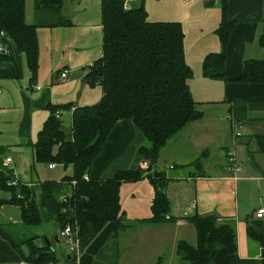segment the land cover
Here are the masks:
<instances>
[{"label":"crops","instance_id":"obj_1","mask_svg":"<svg viewBox=\"0 0 264 264\" xmlns=\"http://www.w3.org/2000/svg\"><path fill=\"white\" fill-rule=\"evenodd\" d=\"M222 3L227 17L235 20L226 45L227 80L204 77L200 67L206 54L220 50L215 30ZM100 5V0H66L59 8H44L40 0H25V21L37 34V67L30 71L25 55L13 44L11 59L0 61V163L11 169L16 182L33 186L43 181L44 171L55 169H48V164L40 168L32 147L50 115L49 107L60 106V120L63 116L71 125L72 109L96 103L102 96L99 85L84 80L88 66L102 54ZM154 5L159 8L154 10ZM144 6L150 21L182 25L185 62L192 70L188 86L203 112L200 120L167 142L156 163L160 168L166 158L171 160L167 169L173 173L159 172L169 179V201L171 184H179L176 194L183 204L178 208V202L173 206L170 201L169 211L179 219L139 224L117 234L115 223L109 222L98 233L78 238L75 264H175L177 241L192 232L188 228L192 224L183 217L194 213L234 222L237 257L231 264H263L261 247L248 237L247 226L264 234V215L255 217L264 209V153L255 139L264 135V83L233 79L242 72L245 59L264 58V0H144ZM63 70H68L65 80L59 78ZM140 146L149 147L141 131L129 119L118 120L85 174L87 179H108L118 170L134 168ZM228 149L240 166L234 176L226 169ZM8 157L12 161L5 163ZM153 194L147 179L123 183L119 198L124 219L149 218ZM56 236L57 230L52 237ZM0 259L5 264H28L1 236Z\"/></svg>","mask_w":264,"mask_h":264},{"label":"trees","instance_id":"obj_2","mask_svg":"<svg viewBox=\"0 0 264 264\" xmlns=\"http://www.w3.org/2000/svg\"><path fill=\"white\" fill-rule=\"evenodd\" d=\"M65 1L40 0V6L59 8ZM100 1L102 54L88 66L84 80L91 86L99 85L102 96L96 103L72 109L69 132L55 115L61 107L50 106V115L32 145L35 162L70 166L71 173L60 180L47 179L29 186L16 182L11 169L0 163V191L8 193L7 197L0 196V210L5 205L18 207L20 221L28 226L36 227L53 220L57 239L67 225L72 236L80 239L98 233L109 222L115 223L117 234L139 224L179 219L169 215L170 201L166 193L169 179L153 168L167 142L187 124L203 117L188 86L192 70L185 62L182 25L150 21L144 0L130 2L129 9L124 6L125 0ZM24 15L25 0H0V30L25 55L30 71L34 72L38 61L37 34L35 26L28 24ZM234 23V19L227 17L222 3V18L215 30L220 50L205 55L200 66L204 77L227 80L226 45ZM11 57V50L7 55L0 53V61ZM233 81L264 83V58L245 59L242 72ZM122 119L131 120L149 141V147L137 149L139 164L118 170L108 179H84L109 132ZM255 139L259 152L264 153V135ZM199 159L200 155L193 163L199 164ZM144 161L148 164L146 168L140 166ZM143 179L154 189L151 216L128 222L121 210L120 186ZM68 187L70 193H67ZM183 219L194 227L196 240L194 244L183 239L177 241L175 254L180 260L188 264H231L237 257L234 222L214 214L194 213ZM247 235L259 243L264 264V234L248 225ZM0 236L25 263L61 264L47 237L40 244L36 243L39 236L17 241L1 223ZM67 255L62 264H75L76 255ZM0 264L5 263L0 259Z\"/></svg>","mask_w":264,"mask_h":264},{"label":"rangeland","instance_id":"obj_3","mask_svg":"<svg viewBox=\"0 0 264 264\" xmlns=\"http://www.w3.org/2000/svg\"><path fill=\"white\" fill-rule=\"evenodd\" d=\"M149 6V4H148ZM154 10H156V8H159L157 5L152 6ZM211 108V107H209ZM62 121V125L63 128L66 132L70 131L71 125L68 122V119L63 117L61 118ZM171 162V160L169 158H166L164 160V162H161L159 165L161 166L160 168H158L157 165L154 166V170L157 171H163V172H171L169 171L168 168V163ZM38 166L42 169L47 168V166L44 165V163H37ZM53 170H49V171H44L43 172V176H42V180H45L46 178H50V179H54V180H60L65 174L67 173H71V167L68 166V169L65 170L62 166H55L53 165L52 168H54ZM49 165H48V169H49ZM183 173H185L184 171H181ZM127 183V182H126ZM149 186H152L151 183H149ZM179 184L178 183H173L170 186L169 189V193H170V201L171 203H173V206L176 202H178V208L182 206L183 202L180 198L177 197V190L176 188H178ZM175 188V189H174ZM71 188H67V193H70ZM1 193V197H7L8 193L7 192H0ZM176 201V202H175ZM175 202V203H174ZM133 220H128V222H132ZM0 223L4 225L5 230H7L8 232H10V235L16 239L17 241L20 240H24L26 238H30L33 236H39L38 239H36V243L40 244L42 243V241L45 240V238H49L52 241V246L55 249V251L57 252V255L59 257V259L62 261L61 264L63 263V259L64 256L67 254V245H66V241L64 238L59 237L56 241V239H54L52 236L54 235V231L56 230V226L54 224V221L49 219L45 222H43L41 225L39 226H28L23 224L20 219H19V211H18V207L13 206V205H5L3 209L0 210ZM188 228H191L192 232L191 235L188 234H182L183 238L186 239L187 241H189L190 243L194 244L195 243V231L194 228L191 226H189ZM56 233V232H55ZM43 236H45L44 238H42ZM24 251H26V247L23 246ZM16 252V251H15ZM177 263L175 264H188V262L186 261H182L180 260L178 257L176 259Z\"/></svg>","mask_w":264,"mask_h":264},{"label":"built area","instance_id":"obj_4","mask_svg":"<svg viewBox=\"0 0 264 264\" xmlns=\"http://www.w3.org/2000/svg\"><path fill=\"white\" fill-rule=\"evenodd\" d=\"M184 1H188V0H184ZM130 2L131 0H125L124 6L125 8L129 9L130 8ZM11 46H12V42L10 41V39L6 36V34L4 33V31L0 30V53L1 54H9L10 50H11ZM68 76V70H63L60 75L59 78L61 80H65ZM39 88V87H37ZM62 110H56L55 111V115L56 117H60ZM238 127H240V125L238 124ZM240 136V132H236L235 133V137H239ZM225 159H226V169L227 171L232 174V176H234L239 170H240V166L237 163L236 157H235V153L232 149H228L225 152ZM12 159H10V157L5 159V163H9L11 162ZM54 164H49V167L52 168ZM147 162L144 161L140 164V166L142 168H146L147 167ZM84 179L87 180L86 175L83 176ZM264 215V209L260 208L255 212V217L256 218H260L263 217ZM60 235L62 237H64L67 245H68V250L69 253H74L75 255H77V240L78 238L73 237L72 236V232L70 227L67 225L65 226V228L63 230H61Z\"/></svg>","mask_w":264,"mask_h":264},{"label":"water","instance_id":"obj_5","mask_svg":"<svg viewBox=\"0 0 264 264\" xmlns=\"http://www.w3.org/2000/svg\"><path fill=\"white\" fill-rule=\"evenodd\" d=\"M55 239H57V236L55 237ZM67 258H69V255H67Z\"/></svg>","mask_w":264,"mask_h":264}]
</instances>
